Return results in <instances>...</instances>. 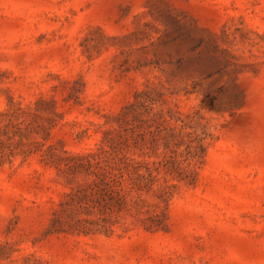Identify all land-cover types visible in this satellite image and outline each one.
I'll return each mask as SVG.
<instances>
[{"label":"rangeland","instance_id":"1","mask_svg":"<svg viewBox=\"0 0 264 264\" xmlns=\"http://www.w3.org/2000/svg\"><path fill=\"white\" fill-rule=\"evenodd\" d=\"M0 264H264V0H0Z\"/></svg>","mask_w":264,"mask_h":264}]
</instances>
